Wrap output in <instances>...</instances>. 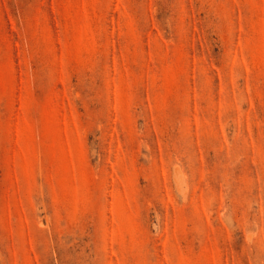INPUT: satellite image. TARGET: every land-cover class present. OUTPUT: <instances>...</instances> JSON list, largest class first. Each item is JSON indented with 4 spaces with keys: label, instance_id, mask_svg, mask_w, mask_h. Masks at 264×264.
I'll return each instance as SVG.
<instances>
[{
    "label": "rangeland",
    "instance_id": "rangeland-1",
    "mask_svg": "<svg viewBox=\"0 0 264 264\" xmlns=\"http://www.w3.org/2000/svg\"><path fill=\"white\" fill-rule=\"evenodd\" d=\"M0 264H264V0H0Z\"/></svg>",
    "mask_w": 264,
    "mask_h": 264
}]
</instances>
